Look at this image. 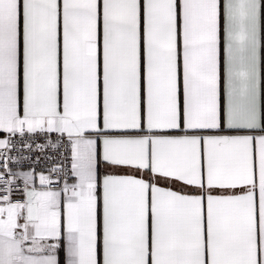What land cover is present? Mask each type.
<instances>
[{"label": "snow or ice", "instance_id": "obj_1", "mask_svg": "<svg viewBox=\"0 0 264 264\" xmlns=\"http://www.w3.org/2000/svg\"><path fill=\"white\" fill-rule=\"evenodd\" d=\"M0 133V264H264V0H0Z\"/></svg>", "mask_w": 264, "mask_h": 264}, {"label": "crops", "instance_id": "obj_2", "mask_svg": "<svg viewBox=\"0 0 264 264\" xmlns=\"http://www.w3.org/2000/svg\"><path fill=\"white\" fill-rule=\"evenodd\" d=\"M60 2L62 3V0H60ZM4 134L3 133H0V136H3Z\"/></svg>", "mask_w": 264, "mask_h": 264}, {"label": "built area", "instance_id": "obj_3", "mask_svg": "<svg viewBox=\"0 0 264 264\" xmlns=\"http://www.w3.org/2000/svg\"><path fill=\"white\" fill-rule=\"evenodd\" d=\"M41 163H43V162H41ZM40 167V165H37V168H39Z\"/></svg>", "mask_w": 264, "mask_h": 264}]
</instances>
